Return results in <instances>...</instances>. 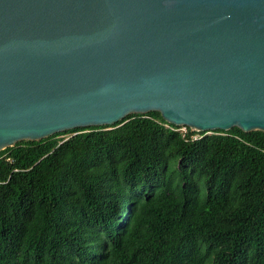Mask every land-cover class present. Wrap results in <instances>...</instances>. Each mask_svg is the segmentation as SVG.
Listing matches in <instances>:
<instances>
[{"label":"trees","instance_id":"trees-1","mask_svg":"<svg viewBox=\"0 0 264 264\" xmlns=\"http://www.w3.org/2000/svg\"><path fill=\"white\" fill-rule=\"evenodd\" d=\"M181 127L131 113L0 150V264H264V131Z\"/></svg>","mask_w":264,"mask_h":264},{"label":"water","instance_id":"water-1","mask_svg":"<svg viewBox=\"0 0 264 264\" xmlns=\"http://www.w3.org/2000/svg\"><path fill=\"white\" fill-rule=\"evenodd\" d=\"M149 111L264 131V0H0V150Z\"/></svg>","mask_w":264,"mask_h":264},{"label":"rangeland","instance_id":"rangeland-1","mask_svg":"<svg viewBox=\"0 0 264 264\" xmlns=\"http://www.w3.org/2000/svg\"><path fill=\"white\" fill-rule=\"evenodd\" d=\"M185 129H186L185 126L180 128V130H182V131L185 130ZM208 133H211V132H208ZM69 135H70V133H67V134L61 135L59 137H68Z\"/></svg>","mask_w":264,"mask_h":264},{"label":"built area","instance_id":"built-area-1","mask_svg":"<svg viewBox=\"0 0 264 264\" xmlns=\"http://www.w3.org/2000/svg\"><path fill=\"white\" fill-rule=\"evenodd\" d=\"M186 131V129L185 130H183V132H185Z\"/></svg>","mask_w":264,"mask_h":264}]
</instances>
